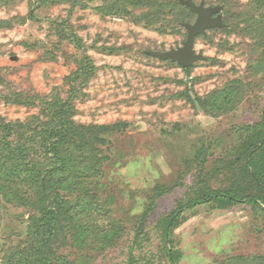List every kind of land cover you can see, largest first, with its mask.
Returning <instances> with one entry per match:
<instances>
[{"label": "rangeland", "instance_id": "obj_1", "mask_svg": "<svg viewBox=\"0 0 264 264\" xmlns=\"http://www.w3.org/2000/svg\"><path fill=\"white\" fill-rule=\"evenodd\" d=\"M144 1V9L128 5L115 13L102 0H0V119L25 121L67 99L69 77L89 57L96 74L74 97L73 119L102 127L109 143L99 148L102 165L75 177L83 189L68 194L95 204L83 221L91 227L87 248L69 240L61 254L75 264H128L131 254L171 264L168 245L179 264H253L264 258V217L251 205L186 210L169 239L163 221L194 197L200 151L203 169L212 170L234 152L240 132L264 121V0H194L220 6L226 27L197 38L206 59L189 71L149 55L184 45L187 31L175 24L180 0ZM185 16L188 23L197 19ZM222 91L233 96L214 107ZM217 177L215 188L226 181ZM31 214L0 193V264H9L8 250L25 246ZM111 230L113 240L102 245Z\"/></svg>", "mask_w": 264, "mask_h": 264}, {"label": "trees", "instance_id": "obj_2", "mask_svg": "<svg viewBox=\"0 0 264 264\" xmlns=\"http://www.w3.org/2000/svg\"><path fill=\"white\" fill-rule=\"evenodd\" d=\"M56 1L64 0H40L44 4ZM102 1L109 4L115 13L122 12L128 5L135 10L144 9L146 4L144 0ZM176 6L180 17L175 24L184 28L183 24L188 23L186 13L193 12L179 1ZM164 12H160V17ZM60 35L68 36L63 31ZM95 69L89 57L82 59L79 70L69 77L70 96L48 104L49 107L40 116H32L25 121L0 119V193L8 203L32 213L25 246L7 251L9 264H75L68 255L61 254V248L69 245V240L83 250L87 248L86 240L91 227L83 221L95 210V204L90 198L75 202L68 194L83 189L84 186L75 177L84 178L96 171L102 165L99 148L109 143L99 132L102 127L81 126L73 119V99L79 94L80 86H86L94 78ZM184 69L189 71V68ZM232 96L230 92L222 91L214 99V107L222 108L221 104ZM196 98L199 106L207 110L206 101L198 96ZM27 101L25 105L35 104V101ZM239 135V142L228 160L222 159L212 170L205 172L206 151L199 152L198 159L202 160L195 195L187 202L179 201L178 207L165 218V238L169 239L173 230L181 225L186 210L199 205L226 210L238 204H248L264 217V121L249 126ZM218 175L224 176L226 181L215 188L212 184ZM165 193L166 190H162L156 197ZM155 203L153 201L142 215V227L154 211ZM139 230L138 236L141 237L144 228ZM103 233L102 245L113 240L112 230L108 234ZM166 252L171 264H179L178 254L168 245ZM252 263L264 264V258L254 259ZM128 264L147 263L131 254Z\"/></svg>", "mask_w": 264, "mask_h": 264}, {"label": "water", "instance_id": "obj_3", "mask_svg": "<svg viewBox=\"0 0 264 264\" xmlns=\"http://www.w3.org/2000/svg\"><path fill=\"white\" fill-rule=\"evenodd\" d=\"M180 2L197 15L195 23L183 24L188 34L184 45L166 52L151 51L149 55L162 61L178 63L182 68H191L197 62L206 59L203 54L196 51L198 36L206 35L211 29H223L226 24L220 6H206L204 2L197 4L194 0H180ZM102 137L109 139L108 136Z\"/></svg>", "mask_w": 264, "mask_h": 264}]
</instances>
